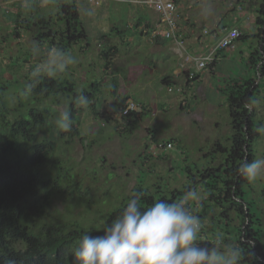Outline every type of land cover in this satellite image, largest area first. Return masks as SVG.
Wrapping results in <instances>:
<instances>
[{
  "label": "trees",
  "instance_id": "16d2710c",
  "mask_svg": "<svg viewBox=\"0 0 264 264\" xmlns=\"http://www.w3.org/2000/svg\"><path fill=\"white\" fill-rule=\"evenodd\" d=\"M60 1L56 4L58 13L54 17L59 26L62 25L61 29H53L52 26L58 25L55 19L36 11L34 7L37 4L33 1L29 2V10L33 15L24 18L26 26L22 28H34L36 43L48 42L47 49L54 45L59 52L67 53L72 46L85 41L87 36L75 1ZM20 11V7H17L11 35L17 33L20 26ZM6 12L9 13V10ZM255 26L260 47L252 51L248 61L255 75L230 84L226 98L232 132L230 146L224 148L219 145L215 148L216 153L221 152L225 157L216 166L196 169L194 173L187 167V183L178 189H170L166 183L147 185L146 177H143L131 193L108 213L101 227H83L76 222H63L42 224L35 232L37 227L32 224L34 218L43 217L53 194L63 193L64 189L58 176V180L52 179L43 171L54 151V144L50 140H38L41 130H51L50 108L42 106V102L66 103L64 112H68L70 117L68 133L71 138L77 137V113L81 104L77 100L81 95L92 99L94 95L100 94V82H91L88 87L91 93L78 92L74 82L62 78V73L52 75L47 68L35 65L28 66L29 72L21 77V82L12 84V80H5L0 75V264H72L71 250L80 238L89 233L101 235L102 227L117 219L127 203L137 195L143 209L158 200L178 202L193 185H199L203 193L201 204L197 205L201 213L193 210L194 205L188 206V201L186 207L201 221L212 208H216L218 214L210 218L211 222L216 230L224 233L225 244L231 242V245L240 249L239 264H264V187L255 192L253 184L246 182L238 171L245 159L249 162L256 159V144L260 138L261 122L255 129L253 101L254 96L260 93L259 84L254 86V83L258 77H264V2L257 11ZM244 38L247 36H241L237 41ZM31 55L28 52L24 62L27 63ZM108 55V52H104L102 56L108 58ZM162 83L166 86L174 84L169 77H164ZM29 84L32 88L27 92ZM117 84L116 80L112 81L109 89L114 97ZM13 85L17 94L14 102L7 97ZM189 87L190 82H187L185 88ZM118 99L115 106L119 115L126 99ZM90 104L95 108L97 104L101 106V101H91ZM145 114L144 109L140 114L131 112L122 120L131 126L135 124L136 116ZM58 128L61 129L59 124Z\"/></svg>",
  "mask_w": 264,
  "mask_h": 264
},
{
  "label": "rangeland",
  "instance_id": "374dc122",
  "mask_svg": "<svg viewBox=\"0 0 264 264\" xmlns=\"http://www.w3.org/2000/svg\"><path fill=\"white\" fill-rule=\"evenodd\" d=\"M6 1L0 0V3ZM12 1L10 5H1L5 14L0 12V75L5 80H12L13 84L16 81L21 82V77L29 72L28 66L35 65L46 68L45 65L49 61L56 59L58 64L62 62V58H59L58 62L56 58L57 49L53 47L54 45L47 49L48 42H35L33 27L29 30L22 28L26 26L25 21H23L24 18H30L33 15L29 10L31 6L29 2L36 3L37 5L34 7L36 11L51 15L56 22V17H54L58 13L56 4L58 1L61 3V1ZM74 1L87 39L86 43L83 41L79 45H74L77 46L76 48L73 46L70 48L73 51L70 56L74 63L66 66V71L62 72V78L74 82L78 92L87 91L89 93H91V89H88L89 84L85 83V80H88L89 83L99 81L100 94L94 95L92 99H87L88 101H97V103L101 101V106L97 104L94 108L90 104L91 101L84 105L79 104L76 125L79 135L71 138L68 128H58V121L67 107L66 103L42 102V106L50 108L49 124L51 130H41L38 133V140L46 139L54 144V151L48 163L43 167V171L49 174L52 179L58 180L60 178L64 189L63 193L53 194L51 203L46 208L43 217L34 218L32 224L37 227V229L33 228L35 232L40 229L42 224L63 222H76L83 227H101L108 213L131 193L132 188L137 182L143 180V177H146L145 184L147 185L166 183L168 188L178 189L187 183V167L194 173L196 169L201 170L209 166H216L221 161L220 158L225 157V154L221 152L210 153L212 150L215 151V146L207 143V138L203 139L206 143L202 145L192 140L189 131L184 129L185 121L178 116V108L174 104L178 93L170 94L167 92L166 85L162 83L164 76L155 74L148 85L145 75L136 70L138 66L147 65L144 59H134L131 65L125 66L121 61H118V58L112 59L115 53H112L104 43L97 46L95 40L99 41L103 36L114 37L110 27H119L116 25L117 23L119 25L126 23L125 15L108 18L104 22L99 17L98 6L89 4L88 0ZM260 1L263 3L264 0ZM22 3L24 7L21 6ZM13 7L15 8L14 13L17 7L21 9L18 21L21 20L17 21L21 27L18 26L17 33L10 35L9 32L14 30L13 23L6 20L14 21L15 15H8L6 11L13 9ZM56 23L58 25L52 26V28L61 29L60 26L62 25L59 26V23ZM85 44L89 45L88 48ZM242 44L249 47L248 53L255 50V47H252V41H242ZM51 50L53 51L51 52ZM28 52L32 55L26 63L24 59L27 58ZM104 52L109 53L108 58L102 56ZM111 65H113V70L109 73L107 67ZM231 66L232 64L225 63L221 65V69L225 67L227 69ZM233 67L236 70H232L233 72L239 71L238 67ZM135 70L139 73H134ZM51 74L56 75L55 67L52 68ZM252 74L255 75V72L252 71ZM114 80L118 82L117 89H119V95L117 94L115 97L109 93ZM256 80V83L259 84L260 93L254 96L255 100L253 101L255 129L261 122L259 127L260 138L256 144V159H264V77H258ZM225 83H221V85H225ZM144 85L146 89L140 91V86ZM15 88V85L11 86V90L7 94L12 102L15 101L17 95L14 91ZM215 92L214 105L223 126L230 122L227 116V99L224 97L222 102L221 98L224 95L220 96L218 91ZM226 93L228 95V91ZM126 94L135 102L145 103L152 107V109L149 108L145 111V115L136 116V122L131 126H127L126 121L119 119L115 106V102L119 101L118 98ZM208 97L212 98L210 94ZM77 101L79 102V99ZM114 119L119 123L117 124ZM177 128L178 134L175 131ZM207 132L204 130V133ZM171 139L174 145L172 150L157 157L148 153L149 148L156 142ZM220 143L224 148L230 146L226 139L221 140ZM198 149H200V154L197 153ZM203 151L206 154L204 158L197 159ZM198 186L193 185V188L200 193L201 199L199 202L189 200L188 206L189 204L194 205L193 210L201 213L197 209V205L201 204L203 193ZM262 187H264V179L253 184L255 192H258ZM217 214L218 210L212 208L210 213L202 219L198 243L202 245L211 244L216 233L224 235L222 231L216 230L211 222L210 218L217 216ZM227 237L229 238V234ZM226 245L232 246L231 242Z\"/></svg>",
  "mask_w": 264,
  "mask_h": 264
},
{
  "label": "crops",
  "instance_id": "0c3cea01",
  "mask_svg": "<svg viewBox=\"0 0 264 264\" xmlns=\"http://www.w3.org/2000/svg\"><path fill=\"white\" fill-rule=\"evenodd\" d=\"M12 2V0H7L2 4L0 3V12L5 14L1 5H10ZM262 4L260 0H183L179 5L181 20L178 24V32L185 42L184 49L191 55H203L215 45L226 28L238 29L242 34L241 36H247L242 41H252L253 46H250L260 47L259 39L256 37L255 18ZM21 6L24 7V4L22 3ZM95 6L99 7V17L104 22L108 18L121 17V15H125L126 18V23L116 24L119 27H110L114 37L103 36L101 40H95L97 46L104 43L112 53H115L112 59L118 58V61H121L125 66L131 65L134 59H144L147 65L138 66L136 70L145 75L148 85L155 74L169 77L174 84L185 81L184 72L178 67L180 61L176 54L175 43L171 40L150 41L147 37L146 33L159 23V14L153 8L142 4L117 3L112 0L103 1ZM11 9H9L8 15H15V8L13 7V11ZM6 21L13 23L12 20ZM204 30L209 33L204 34ZM11 33L9 32L10 35ZM85 41L84 43H86ZM242 41H236L231 48L220 54L219 59L214 64L206 70L200 71L192 85L183 94L178 93L174 100V104L178 108V116L185 121L184 129L189 131L192 140L201 145L206 143L203 141L205 138L208 140L207 143L214 144L215 148L221 144L220 141L223 139H226L230 144L229 136L232 133L230 122L222 126L213 97L215 91H218L220 96L224 95L221 98L223 102L227 98L226 92L229 91L230 84L238 82L240 79L247 80L253 77V70L248 66L251 53H248L249 47L243 46ZM85 46L88 48L89 45L85 44ZM73 47L76 48L77 46ZM98 50L100 51V48ZM57 52L58 50H56ZM72 52L70 49L67 53L64 51L62 53L70 55ZM56 58L59 62V57ZM225 63L232 64V66L221 69V65ZM233 66L238 67L239 71L233 72L236 71ZM107 68V72L110 73L113 70V65ZM136 70L134 73H139ZM55 71L58 74L65 72L66 67L63 69L55 67ZM85 83L91 84L88 80H85ZM221 83H225V85H221ZM145 85L140 86V91L146 89ZM255 85H257L256 81ZM118 90L115 96L119 95ZM208 94L212 98H209ZM120 99L132 100L127 94ZM135 103L145 111L149 108L152 109L148 104ZM227 116L229 120V111ZM204 130L208 132L204 133ZM175 131L178 134V128ZM216 151L217 149L210 151V153H216ZM199 152L200 149L197 153L200 154ZM205 155L203 151L197 159H202ZM222 159L220 158V160Z\"/></svg>",
  "mask_w": 264,
  "mask_h": 264
},
{
  "label": "clouds",
  "instance_id": "9594fccd",
  "mask_svg": "<svg viewBox=\"0 0 264 264\" xmlns=\"http://www.w3.org/2000/svg\"><path fill=\"white\" fill-rule=\"evenodd\" d=\"M62 58L49 61L45 67L51 74L53 67L65 68L74 63L70 55L57 52ZM32 85H27L30 92ZM81 104L87 97L81 95ZM61 128L70 124L68 112L58 121ZM240 176L249 184L264 179V159H246L239 169ZM200 193L186 191L178 202L155 201L141 208L139 196L131 199L121 215L100 230L101 235L85 234L71 250L72 264H239L241 251L224 243L223 234L216 233L211 244H200L201 220L186 207L191 200L199 202Z\"/></svg>",
  "mask_w": 264,
  "mask_h": 264
},
{
  "label": "built area",
  "instance_id": "2783aa9c",
  "mask_svg": "<svg viewBox=\"0 0 264 264\" xmlns=\"http://www.w3.org/2000/svg\"><path fill=\"white\" fill-rule=\"evenodd\" d=\"M90 4L97 5L103 1L109 0H88ZM117 3L126 4H142L153 8L159 14V23L153 27L147 34L150 41L155 40H171L176 45V54L180 61L178 67L184 72L185 81L180 84H170L167 86V92H177L183 94L186 90L187 82L190 85L197 79L200 71L206 70L210 65L214 64L222 52L231 48L234 43L241 37V32L236 28H226L224 34L218 39L213 47H211L203 55H191L184 49L185 42L178 32V24L181 20L179 5L183 0H112ZM204 30V34H208ZM188 65H190L188 67ZM183 104H185L183 102ZM143 109L132 100H126L122 110L118 115L119 118L126 117L129 113H142ZM172 142L160 141L156 142L149 148V154L157 157L164 152L172 150Z\"/></svg>",
  "mask_w": 264,
  "mask_h": 264
}]
</instances>
